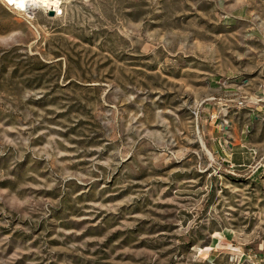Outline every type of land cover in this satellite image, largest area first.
<instances>
[{"label":"rangeland","instance_id":"rangeland-1","mask_svg":"<svg viewBox=\"0 0 264 264\" xmlns=\"http://www.w3.org/2000/svg\"><path fill=\"white\" fill-rule=\"evenodd\" d=\"M58 5L0 0V264H264V146L206 129L264 140V0Z\"/></svg>","mask_w":264,"mask_h":264},{"label":"crops","instance_id":"crops-1","mask_svg":"<svg viewBox=\"0 0 264 264\" xmlns=\"http://www.w3.org/2000/svg\"><path fill=\"white\" fill-rule=\"evenodd\" d=\"M209 137L212 139L211 148L216 150L221 159L227 161L230 165H249L256 157L251 147L260 149L264 146V140L254 139L247 133L248 129L236 127H227L221 129L220 122L215 124V120H210L206 126Z\"/></svg>","mask_w":264,"mask_h":264},{"label":"built area","instance_id":"built-area-1","mask_svg":"<svg viewBox=\"0 0 264 264\" xmlns=\"http://www.w3.org/2000/svg\"><path fill=\"white\" fill-rule=\"evenodd\" d=\"M212 98H214L212 96ZM262 97H255L252 101L257 102L261 100ZM248 100L245 97H223V98H218L217 103H218V108L214 110L211 114L210 117L213 118L214 120H217L218 118H221L222 121H226L225 116L229 112L230 106H246L248 103ZM251 151L253 154L257 153V149L255 147H251Z\"/></svg>","mask_w":264,"mask_h":264},{"label":"bare ground","instance_id":"bare-ground-1","mask_svg":"<svg viewBox=\"0 0 264 264\" xmlns=\"http://www.w3.org/2000/svg\"><path fill=\"white\" fill-rule=\"evenodd\" d=\"M7 1L10 4L14 5L15 7L28 12H32L33 10H35L40 6V3L43 2V0H7ZM59 1L60 0H47V2L55 6H59L58 5Z\"/></svg>","mask_w":264,"mask_h":264}]
</instances>
